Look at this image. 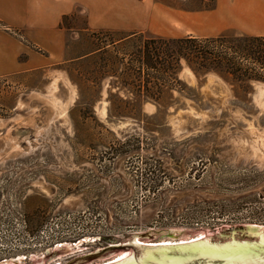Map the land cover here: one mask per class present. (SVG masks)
<instances>
[{"label": "rangeland", "instance_id": "obj_1", "mask_svg": "<svg viewBox=\"0 0 264 264\" xmlns=\"http://www.w3.org/2000/svg\"><path fill=\"white\" fill-rule=\"evenodd\" d=\"M144 3L139 29L92 27L77 8L61 26L65 48L13 30L19 62L31 65L0 76V152L25 148L0 162V262L106 264L174 230L178 239L264 227V82L241 104L219 76L185 67L199 102L160 112L146 103L143 120L110 116V92L129 95L111 85L127 76L111 41L203 36L217 19V0ZM225 30L214 35L237 33Z\"/></svg>", "mask_w": 264, "mask_h": 264}, {"label": "trees", "instance_id": "obj_2", "mask_svg": "<svg viewBox=\"0 0 264 264\" xmlns=\"http://www.w3.org/2000/svg\"><path fill=\"white\" fill-rule=\"evenodd\" d=\"M69 17V14L63 16L62 27ZM111 43L118 54V50H122L123 57L119 60L127 74L111 85L125 88L129 95L121 97L110 92V116L143 120L146 103L155 104L160 112L172 106L178 109L186 104L184 99L187 98L199 102L195 89L180 76L185 67L198 79L211 73L219 76L233 87L241 104L250 105L255 84L264 82V35L235 32L169 37L137 31ZM98 50L110 52L106 46ZM112 68L113 74L119 72L115 62Z\"/></svg>", "mask_w": 264, "mask_h": 264}, {"label": "crops", "instance_id": "obj_3", "mask_svg": "<svg viewBox=\"0 0 264 264\" xmlns=\"http://www.w3.org/2000/svg\"><path fill=\"white\" fill-rule=\"evenodd\" d=\"M155 1V0H147ZM145 0H0V76L17 71L31 61L19 62L18 40L13 30L24 34L29 43L48 49L66 44L61 27L64 15L77 8L88 12L95 28L139 29L144 27ZM210 16L207 35L216 36L227 28L237 33L264 35V0H217ZM141 20V21H140ZM224 30V31H223ZM219 35V34H218ZM24 45L20 48H22ZM23 50L27 49L25 45ZM29 64V65H28Z\"/></svg>", "mask_w": 264, "mask_h": 264}, {"label": "water", "instance_id": "obj_4", "mask_svg": "<svg viewBox=\"0 0 264 264\" xmlns=\"http://www.w3.org/2000/svg\"><path fill=\"white\" fill-rule=\"evenodd\" d=\"M8 149L0 152V162L12 153ZM25 150L19 145L15 153ZM150 238L154 234L145 233ZM135 235V238L143 237ZM169 237L176 236L173 231ZM152 242V241H150ZM116 244L111 247H124ZM130 254L112 264H264V227L251 226L243 230L216 235L204 232L203 237L181 245L146 248L128 246Z\"/></svg>", "mask_w": 264, "mask_h": 264}, {"label": "bare ground", "instance_id": "obj_5", "mask_svg": "<svg viewBox=\"0 0 264 264\" xmlns=\"http://www.w3.org/2000/svg\"><path fill=\"white\" fill-rule=\"evenodd\" d=\"M19 148V144H13V148L10 150L12 154H14ZM260 227V226H259ZM262 227V226H261ZM175 234L178 233L177 231H173ZM203 237V234H198L197 236H194V237H186V238H174L172 240L170 239H161L158 243H153V244H147V243H144V242H139L140 244L142 245H146L147 248H158V247H167V246H175V245H181V244H186V243H189V242H192V241H195L199 238ZM135 242H138V239L135 241ZM149 243V242H148ZM65 248V247H64ZM62 248V250L64 249ZM68 247H66L67 249ZM65 249V250H66ZM64 251V250H63ZM124 257H121V258H118V259H115V260H112L106 264H112V263H115V262H118L120 260H123ZM46 262V260H40L39 261V264H44ZM0 264H13V262L11 261H7V262H0Z\"/></svg>", "mask_w": 264, "mask_h": 264}]
</instances>
